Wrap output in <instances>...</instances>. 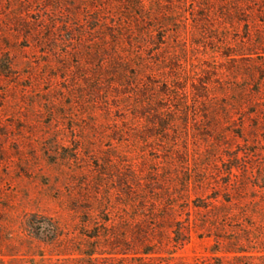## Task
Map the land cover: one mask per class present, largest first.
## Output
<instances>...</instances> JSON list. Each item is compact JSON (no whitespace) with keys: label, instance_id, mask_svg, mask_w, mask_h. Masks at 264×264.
Here are the masks:
<instances>
[{"label":"rangeland","instance_id":"rangeland-1","mask_svg":"<svg viewBox=\"0 0 264 264\" xmlns=\"http://www.w3.org/2000/svg\"><path fill=\"white\" fill-rule=\"evenodd\" d=\"M0 264H264V0H0Z\"/></svg>","mask_w":264,"mask_h":264},{"label":"trees","instance_id":"trees-1","mask_svg":"<svg viewBox=\"0 0 264 264\" xmlns=\"http://www.w3.org/2000/svg\"><path fill=\"white\" fill-rule=\"evenodd\" d=\"M41 227H42V223H39L38 229L41 230L42 229Z\"/></svg>","mask_w":264,"mask_h":264}]
</instances>
